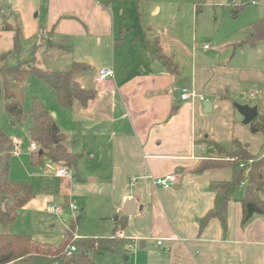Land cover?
<instances>
[{
    "label": "crops",
    "instance_id": "0c3cea01",
    "mask_svg": "<svg viewBox=\"0 0 264 264\" xmlns=\"http://www.w3.org/2000/svg\"><path fill=\"white\" fill-rule=\"evenodd\" d=\"M130 2L138 1L0 0V32L13 39L16 62L27 59L20 54L21 43L34 44L30 58L37 52L47 55L48 70L81 65L73 73L74 81L96 93L85 106L78 100L69 107L46 106L65 135L67 150L79 161L76 168L69 167V175L60 177L55 173L62 165L47 157L32 165L36 151H31L29 167L36 171L28 182L34 196L21 208H46L37 206L36 198L53 197L61 204V212L53 214L71 210L78 225L84 216L91 223L88 236L78 237L71 224L61 227V241L69 231L75 240H95L88 254L97 264L99 255H108L105 264H264V216L254 214L242 224L239 197L227 204L225 228L217 217L200 228V220L214 205L212 184L230 179L231 171L199 169L205 161L224 160L231 148L226 150L224 144L231 146L234 139L264 141L261 133L240 126L242 116L234 106H257L258 115L264 116V64L259 61L264 49L254 63L242 62L240 52L242 47L254 51L264 40L252 47L241 45L245 34L205 49L206 44L198 47L194 38L181 39L174 32L156 35L149 26L147 32L137 30L123 17ZM39 42L46 43L45 50ZM0 52L9 55L1 47ZM151 52L164 57L168 66ZM103 67L111 68L113 77L97 81ZM26 83L17 85L22 94ZM246 84L253 93L249 102L242 93L248 90ZM182 92L188 97L181 99ZM205 100L210 109L204 107ZM12 140L18 154L11 155L19 157L20 144ZM43 159L52 165L47 173L41 171ZM167 174L174 178L171 187L154 184ZM53 184L59 185L56 192ZM129 201L132 214L124 211ZM21 208L7 230L28 234L13 228ZM4 231L3 226L0 232ZM118 232L124 238L116 237ZM99 239H106L104 248Z\"/></svg>",
    "mask_w": 264,
    "mask_h": 264
},
{
    "label": "trees",
    "instance_id": "16d2710c",
    "mask_svg": "<svg viewBox=\"0 0 264 264\" xmlns=\"http://www.w3.org/2000/svg\"><path fill=\"white\" fill-rule=\"evenodd\" d=\"M264 40V16L249 24V30L241 45L254 46ZM14 47L19 48V36L14 37ZM159 49V48H158ZM158 52V51H157ZM151 54L168 66L164 57ZM156 54V55H155ZM6 53L0 52V97L4 98V109L17 123L28 119V133L31 141L38 145V150L31 155L32 165H38L43 157L54 163L66 167H77L79 156L69 152L65 146V135L60 131L54 117L47 107L37 98L31 99L28 110L19 104L12 95V88L24 83L28 77L36 76L42 83L53 90L57 102L62 107L71 106L74 100L86 105L94 99V90L82 87L74 81L75 69L82 67L75 65L70 70L56 71L42 69L35 57L20 60L14 65L6 63ZM252 134L261 133L264 136V116L258 115L249 124ZM14 142L11 137L0 128V223L6 231L0 232V264H97L88 254L94 248L95 240L80 239L75 241L77 250L70 256L65 255L67 236L57 245L40 243L28 234H16L7 229L14 223L17 211L33 196V187L28 181H14L10 178L11 157ZM39 150L42 152L39 153ZM229 157H237L233 161H205L200 170L207 167H227L231 177L212 184L215 193L214 205L200 220V228L210 217H217L222 226H226V209L232 199L238 183L243 179L247 170V184L251 190H244L239 197L242 207L241 222L244 224L254 214L264 216V154H251L239 140L231 142L227 151ZM251 163H248L249 160ZM240 163L243 166H240ZM100 248L105 247L106 239H99Z\"/></svg>",
    "mask_w": 264,
    "mask_h": 264
},
{
    "label": "rangeland",
    "instance_id": "374dc122",
    "mask_svg": "<svg viewBox=\"0 0 264 264\" xmlns=\"http://www.w3.org/2000/svg\"><path fill=\"white\" fill-rule=\"evenodd\" d=\"M136 1H138L137 4H135V2L127 3L131 4V9L126 11L123 16L126 23H130L136 27L137 30L141 31L142 29L145 31L146 27L149 26L152 32L156 35H163L164 31H167L168 33L170 32V34L171 32H174L175 36L181 39H188L191 41V39L194 38L198 47H202L206 44L207 48L205 49L210 47L213 48V43L216 41L222 43L227 42L228 40H234L237 37H243L249 30V24L264 16V0H254L256 4H252V0ZM137 7L138 10H140V13H138L136 9ZM153 9L157 11L152 12ZM147 31L148 30H146V32ZM6 34L7 33L4 31L0 32V47L3 51H9L6 62L9 65H12L17 63L14 58L16 57L17 52L13 48V39ZM211 39H213L212 42ZM38 44H41L40 46L38 45L40 49L45 50V42H39ZM33 45L31 46L28 42L21 43L20 54L23 59L31 57ZM262 46L264 45H261V47L254 51L245 48L243 49L242 47V49H240V52H243L241 55V61L244 62L248 59L249 63L256 62L258 54L264 49ZM236 52L238 53L239 50ZM33 54L36 56L35 59L38 60L37 63H40L39 66L44 69L48 64V56L38 52ZM259 61L264 64L262 53ZM85 76L87 77L86 79H88L89 74L85 73ZM245 87L248 88L249 85L246 84ZM249 89L251 88L242 92L246 102H249V99L251 100V95H253ZM32 97L37 98L45 106H49L50 104L59 106L53 92L47 89L42 81L36 76L28 77L27 83L24 87L22 103L24 109L28 110L30 108ZM254 101L258 103L257 100ZM3 105L4 98L0 97V128L5 131L11 139L13 138L15 141L19 142L21 148L20 156H13L11 159L10 178L16 181H30L31 171L35 172L36 170L29 167V156L32 150L30 149L31 142L27 132L28 119L26 118L21 123H17L13 117L5 111ZM240 126L246 128V130L250 132L248 124L244 125L241 121ZM243 141L244 143L242 144L244 146L246 143H250L248 150L252 154L260 155L264 152V141H262V143H257L256 141L252 142L251 140L250 142L248 140ZM229 147L231 146L228 145V143L224 144L226 150H228ZM224 161L230 160L224 159ZM51 166L52 165H50L49 162L43 159L41 171L47 173L51 169ZM226 169L227 168H225V170ZM52 188L54 192H56L59 185L53 184ZM244 190L245 189L236 188L233 196L240 197L241 192L242 195L244 194ZM261 197L264 199V194L261 195ZM36 200L38 201L37 206L41 207V205H46V208H43V206L41 208H21L18 213V219L13 225V228L21 230L23 233H28L35 239L48 241L52 244L60 243L63 235L62 226L69 228L71 227V224H74V234L78 235L80 238L88 236L87 234H89V231L91 230V223H87L85 218H83L84 216L80 219L78 225L74 218L75 215L71 210L65 208L60 215L49 212V204L61 205L55 198L52 197L44 200V198L37 197ZM71 204L75 205L77 208L76 204L72 202ZM51 224H54L55 226L51 227ZM2 230L3 225L0 224V231ZM66 234L68 239L66 245L75 244L76 240L73 239V235L70 231ZM105 257H108V255H99L97 260L98 263L105 264Z\"/></svg>",
    "mask_w": 264,
    "mask_h": 264
},
{
    "label": "built area",
    "instance_id": "2783aa9c",
    "mask_svg": "<svg viewBox=\"0 0 264 264\" xmlns=\"http://www.w3.org/2000/svg\"><path fill=\"white\" fill-rule=\"evenodd\" d=\"M252 4H256V2L254 0H252L251 2ZM204 48H207V45L204 46ZM113 77V70L111 68H107V67H103V68H99L98 71H97V75H96V80L99 81V80H104V79H107V78H111ZM170 91H173V89H170ZM193 96H198L197 94H195L194 92L192 93ZM180 97L181 99H185L188 97V94L187 92H182L180 94ZM200 99H202L203 97L201 96H198ZM30 149L32 151H37L38 150V145L34 142V141H31L30 143ZM18 154V151H17V146L14 145L13 147V150H12V155H17ZM225 160H230V161H233V160H236L237 157H225L224 158ZM252 160L250 159L248 161V163H251ZM240 166H243L242 163H240ZM71 173V169L69 167H66V166H60L57 171H56V175L57 176H65V175H69ZM173 175L172 174H167L165 175L164 177H160V178H156L154 179V184L158 185V186H162V187H165V188H169L171 187L172 185V181H173ZM247 185V170L245 172V175L243 177V179L238 183V186L237 188L239 189H244ZM70 208L72 210H76V206L73 205V204H70ZM49 211L52 212V213H60L61 212V206L59 205H50L49 206ZM116 237L118 238H124V235L122 234V232H118L116 234ZM130 241H137V238H129ZM161 241H158V244H160ZM129 248L130 249H133L134 248V242H130L129 243ZM77 250L76 246L74 244H68L65 248V255L66 256H70L72 255L75 251Z\"/></svg>",
    "mask_w": 264,
    "mask_h": 264
},
{
    "label": "water",
    "instance_id": "95a60500",
    "mask_svg": "<svg viewBox=\"0 0 264 264\" xmlns=\"http://www.w3.org/2000/svg\"><path fill=\"white\" fill-rule=\"evenodd\" d=\"M12 95L14 96V98L19 102V104L22 105L23 103V94H22V90L20 88V86H15L12 88L11 90ZM203 105L205 108H209L210 109V102L208 100H205L203 102ZM235 108L237 110V112L242 116V123L244 125L249 124L251 121H253L257 116H258V108L257 106H250L248 104H238L235 103ZM42 151L39 150V153H41ZM252 186H248L247 190H251ZM133 206V202L129 201L126 204V209L124 210L125 213L127 214H132V210H130V208Z\"/></svg>",
    "mask_w": 264,
    "mask_h": 264
}]
</instances>
